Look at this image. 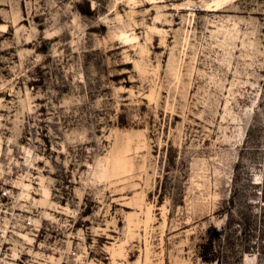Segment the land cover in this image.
I'll return each mask as SVG.
<instances>
[{"label":"rangeland","instance_id":"obj_1","mask_svg":"<svg viewBox=\"0 0 264 264\" xmlns=\"http://www.w3.org/2000/svg\"><path fill=\"white\" fill-rule=\"evenodd\" d=\"M26 218L0 264H264V0H0Z\"/></svg>","mask_w":264,"mask_h":264},{"label":"built area","instance_id":"obj_2","mask_svg":"<svg viewBox=\"0 0 264 264\" xmlns=\"http://www.w3.org/2000/svg\"><path fill=\"white\" fill-rule=\"evenodd\" d=\"M8 194V191L7 190H3V191H1V196L2 197H4V196H6ZM28 227V228H30V229H35V232H37V231H39V229H37L36 228V226L34 225V222H33V220L32 219H28V218H26V219H24V220H21V224H19V223H13L12 225H11V228L10 229H8L7 231H5V232H3L0 236H1V239L2 238H5L3 241H5V242H3V243H6L7 244V239H6V236H7V233H10L9 234V236L11 235V234H15V233H17V231H18V229H19V227ZM35 232H31L30 234L32 235H36L35 234ZM3 243H1V244H3ZM73 254H75L74 252H72ZM71 264H77L76 262H72Z\"/></svg>","mask_w":264,"mask_h":264}]
</instances>
